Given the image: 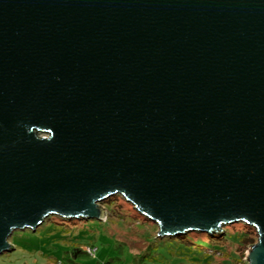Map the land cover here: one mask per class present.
<instances>
[{
    "label": "water",
    "instance_id": "obj_1",
    "mask_svg": "<svg viewBox=\"0 0 264 264\" xmlns=\"http://www.w3.org/2000/svg\"><path fill=\"white\" fill-rule=\"evenodd\" d=\"M115 196L264 264V0H0V255Z\"/></svg>",
    "mask_w": 264,
    "mask_h": 264
},
{
    "label": "rangeland",
    "instance_id": "obj_2",
    "mask_svg": "<svg viewBox=\"0 0 264 264\" xmlns=\"http://www.w3.org/2000/svg\"><path fill=\"white\" fill-rule=\"evenodd\" d=\"M101 205L105 211L104 221L58 220L56 223L57 219L50 217L52 219L48 218L36 231H16L10 238L13 250L0 255V264H136L132 251L143 250L146 245L142 240L157 236L158 227L151 223L147 225L146 220L120 196ZM87 222H96V225L87 228L85 226H90ZM240 226L245 225L224 227L225 234L228 232L233 237H221L216 242L215 248L221 251H202L210 256L206 264H247L246 253L257 243L258 235L250 229L249 237L244 238L241 232L245 229ZM238 230L239 235L234 236ZM204 238L205 242L211 241L206 235ZM88 246L97 248L94 255L85 253ZM74 249H77L76 254H72ZM148 259L141 264H162L160 260ZM197 260L199 263L193 264L205 262V258Z\"/></svg>",
    "mask_w": 264,
    "mask_h": 264
},
{
    "label": "trees",
    "instance_id": "obj_3",
    "mask_svg": "<svg viewBox=\"0 0 264 264\" xmlns=\"http://www.w3.org/2000/svg\"><path fill=\"white\" fill-rule=\"evenodd\" d=\"M121 199L123 200V198ZM54 218L57 219L55 220L56 223L58 222V220L67 222V220H63L59 217H54ZM142 218L146 220L144 217ZM87 223H88L87 225H90V226H85L87 228H92L93 226L96 225V222H87ZM148 223L155 225L151 221L146 220V224L150 225ZM62 225H65V224L63 223ZM240 227L241 229H245L243 232H241V235L244 238L249 237L250 235L249 233H251L249 231L250 229L256 233L254 229L249 228L247 226H240ZM225 232L226 230L220 233H216L211 236L207 234H203L201 232H191L186 235H179V236H173V237H164V238H161L158 236L151 237V238L149 237L146 240H142L143 244L146 245L143 250L136 249L138 250L136 253L133 252L132 249L131 251H132V254L135 256L134 259L136 261V264H141L142 262L144 263V260L148 258L150 260H160L162 261V264H166L167 262H170V261H172L173 264H190V263L193 264V262L199 263V260H197L198 258H205V262L203 263L206 264V262L210 259V256L202 254V251L204 250L221 251L222 249L215 248L216 242H218L221 237L222 239H226L227 237H233L229 235L228 232L227 234H225ZM239 233H240V230H238L237 233L234 234V236L239 235ZM205 235L208 240H211L210 242L204 241ZM88 247L95 248L92 246H88ZM96 251H97V248H96ZM76 253H77V249H74L72 254H76ZM85 253H87L86 250H85Z\"/></svg>",
    "mask_w": 264,
    "mask_h": 264
},
{
    "label": "built area",
    "instance_id": "obj_4",
    "mask_svg": "<svg viewBox=\"0 0 264 264\" xmlns=\"http://www.w3.org/2000/svg\"><path fill=\"white\" fill-rule=\"evenodd\" d=\"M87 252H88L90 255H94L95 252H96V248L88 247V248H87Z\"/></svg>",
    "mask_w": 264,
    "mask_h": 264
}]
</instances>
